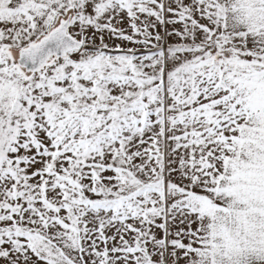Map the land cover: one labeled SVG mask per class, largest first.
I'll list each match as a JSON object with an SVG mask.
<instances>
[{
    "label": "rangeland",
    "instance_id": "374dc122",
    "mask_svg": "<svg viewBox=\"0 0 264 264\" xmlns=\"http://www.w3.org/2000/svg\"><path fill=\"white\" fill-rule=\"evenodd\" d=\"M207 11L0 0V264H184L190 174L249 116L246 56ZM67 18L82 49L25 73L19 52Z\"/></svg>",
    "mask_w": 264,
    "mask_h": 264
},
{
    "label": "crops",
    "instance_id": "0c3cea01",
    "mask_svg": "<svg viewBox=\"0 0 264 264\" xmlns=\"http://www.w3.org/2000/svg\"><path fill=\"white\" fill-rule=\"evenodd\" d=\"M206 8L216 45L246 56L247 93L235 97H249V116L200 155V175L190 174L184 264H264V0H206Z\"/></svg>",
    "mask_w": 264,
    "mask_h": 264
},
{
    "label": "water",
    "instance_id": "95a60500",
    "mask_svg": "<svg viewBox=\"0 0 264 264\" xmlns=\"http://www.w3.org/2000/svg\"><path fill=\"white\" fill-rule=\"evenodd\" d=\"M68 25L67 18L38 42L22 49L18 58L20 68L31 74L46 65L51 57L63 58L70 52L81 50L83 43L68 34Z\"/></svg>",
    "mask_w": 264,
    "mask_h": 264
},
{
    "label": "trees",
    "instance_id": "16d2710c",
    "mask_svg": "<svg viewBox=\"0 0 264 264\" xmlns=\"http://www.w3.org/2000/svg\"><path fill=\"white\" fill-rule=\"evenodd\" d=\"M102 51H104V50H102ZM106 52H110V51H106Z\"/></svg>",
    "mask_w": 264,
    "mask_h": 264
}]
</instances>
